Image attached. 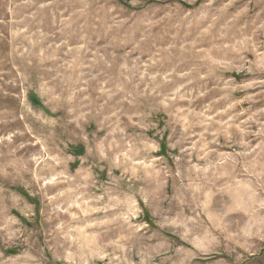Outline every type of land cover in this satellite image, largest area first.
I'll list each match as a JSON object with an SVG mask.
<instances>
[{"label": "rangeland", "instance_id": "374dc122", "mask_svg": "<svg viewBox=\"0 0 264 264\" xmlns=\"http://www.w3.org/2000/svg\"><path fill=\"white\" fill-rule=\"evenodd\" d=\"M263 247L264 0H0V264Z\"/></svg>", "mask_w": 264, "mask_h": 264}, {"label": "crops", "instance_id": "0c3cea01", "mask_svg": "<svg viewBox=\"0 0 264 264\" xmlns=\"http://www.w3.org/2000/svg\"><path fill=\"white\" fill-rule=\"evenodd\" d=\"M245 264H264V247L258 254H255Z\"/></svg>", "mask_w": 264, "mask_h": 264}]
</instances>
